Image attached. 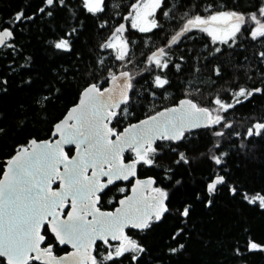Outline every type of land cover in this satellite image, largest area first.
<instances>
[{
	"label": "trees",
	"instance_id": "obj_1",
	"mask_svg": "<svg viewBox=\"0 0 264 264\" xmlns=\"http://www.w3.org/2000/svg\"><path fill=\"white\" fill-rule=\"evenodd\" d=\"M66 2L67 7L53 9L51 17L38 13L33 20L16 26L15 50L0 49V80L7 81L0 83V161L11 158L30 140L52 138L54 124L77 103L86 86L90 83H97L101 89L108 86L109 74L104 68L117 73L127 70L134 76L132 101L128 105L130 114L110 124L117 132L161 109L177 105L189 93V98L199 106L210 109L212 117L226 116L233 127H201L186 131L181 141L158 140L153 145L157 147L154 164L136 166L139 177L152 176L154 188L168 193L169 208L149 229H126V234L146 249L138 254V264H264V250L247 249L249 240L264 245V208L258 201L250 204L229 191L237 186L239 192L250 196L264 194V137L243 138L246 128L264 120V94L250 97L226 114L210 103L217 96L226 103L233 102L231 93L239 87L264 88L261 79L264 65L255 55L264 50V41H252L244 31L229 46L219 40L214 43L208 33L192 29L168 49L172 66L166 70L170 83L164 89L152 88L158 70L147 64L152 51L164 47L181 31L182 18L186 20L197 13L206 17L209 4L214 5L213 10L227 8L247 13L256 10L259 0H165L163 8L171 9V13L164 17L157 10L155 19L160 27L149 33L133 29L130 21L123 19L137 0H107V10L99 16L88 13L81 0ZM40 6L42 0H0V23L8 27L22 8L25 15H31ZM121 23L127 29L122 38L131 42L128 47L132 56V63L124 69L114 59V49L100 48ZM253 26L249 22L248 27ZM73 28L77 31L71 38V51L55 49L53 42ZM217 47L221 48L220 53L215 52ZM101 59L103 66L97 63ZM175 64L181 65L179 71ZM216 66L221 69L219 77L212 72ZM152 91L155 96L150 95ZM215 131L225 134L216 137ZM242 143L244 148L240 147ZM66 150L72 153V148ZM178 152H184L190 163H175ZM223 153L227 155L223 156L222 165L210 159ZM123 157L135 159V154L128 150ZM2 171L0 163V176ZM213 173L224 175L227 183L209 195L206 182ZM128 187L124 183L109 186L101 197V206L116 205ZM186 206H190V214L182 217L179 212ZM181 229V234L173 238ZM180 244L184 245L182 249ZM172 248L178 251L172 252ZM121 259L122 264H133Z\"/></svg>",
	"mask_w": 264,
	"mask_h": 264
},
{
	"label": "snow or ice",
	"instance_id": "obj_2",
	"mask_svg": "<svg viewBox=\"0 0 264 264\" xmlns=\"http://www.w3.org/2000/svg\"><path fill=\"white\" fill-rule=\"evenodd\" d=\"M164 3L165 0H137L131 5L133 11L123 19L129 20L133 29L149 33L160 27L153 18L157 10L162 11L164 17H169L171 9L164 10ZM82 4L94 16L107 10V0H82ZM57 7H67L66 0H42V6L31 15H25L22 8L14 14L8 27L0 23V49L15 50L16 26L33 20L38 13L51 17L53 9ZM213 9L214 5L209 4L205 9L208 12L206 17L197 13L192 18H182L181 31L172 36L164 47L157 48L147 56L148 66L158 70L151 82L152 88L164 89L169 85L166 70L172 66V58L168 49L192 29L208 33L214 43L219 40L221 44L229 46L235 44L244 31L248 32L252 41H264V0H259L255 11L247 13L227 8ZM184 15L186 17L188 14ZM145 19L150 27L141 26L140 21ZM249 22L254 26L249 28ZM76 31L73 28L70 32H65L53 42V47L71 51V38ZM125 31V24H119L108 40L100 45L101 49L116 51L114 59L120 62L122 69L132 63L131 49L128 47L131 42L126 38L120 39V34ZM113 41H119V44ZM215 52L220 53L221 48L217 47ZM255 55L264 65V50ZM180 59L183 60V57ZM97 63L103 66L104 60ZM174 67L179 71L181 65L175 64ZM103 70L108 72V79L113 86L101 89L97 83H90L85 87L80 94L79 103L55 125L53 135H58V140L38 142L33 139L30 141L31 151L28 147H22L8 159L7 168L0 178V258L4 259L5 264H122L121 258L138 264V254L144 253L146 249L127 236L124 229L132 227L146 230L152 227L153 222L160 221L169 212L166 203L168 193L161 188H154L153 191L158 195L152 198L149 211L138 207L140 201L130 196L119 201L121 207L115 212H102L96 205L104 190L117 181L135 177L138 164L153 165L157 154V147L153 146L156 140L181 141L185 138V132L191 128H211L214 125H220L222 129L233 127L226 116L216 115L213 118L209 108L199 106L186 93L177 107L165 108L137 124L129 125L123 132H117L109 125L130 114L128 105L132 101L130 93L134 91V76L127 70L118 73L110 68ZM144 70L148 71V68ZM212 72L217 77L221 75L219 66L214 67ZM261 79L264 81V75ZM0 83L6 84L7 81L0 80ZM256 94H264V88L239 87L231 93L230 99L233 102L226 103L217 96L210 103L226 114ZM150 95L155 96V92H150ZM224 134L223 131L213 132L216 137ZM234 134L241 137L240 132ZM253 137H264V120L254 122L245 129L243 138L248 140ZM63 145H74L77 155L69 158ZM240 147L244 148L245 145L242 143ZM125 149L135 154L131 163H124L122 160ZM177 155L175 163H190L184 152H178ZM226 155L227 153L214 155L210 159L216 165H222L223 156ZM89 170L91 175L88 174ZM102 177L105 178L103 182ZM57 181L59 187L54 189L53 184ZM146 183L151 185L154 181L150 179ZM226 183L224 175L213 173L209 176V182H206V191L212 195L218 190V186ZM142 184L145 182L136 181V185ZM120 191L123 192L124 189L121 188ZM132 191L136 193L138 188L134 185ZM229 191L234 196L240 195L250 204L258 201L259 206L264 208V194L250 196L247 192H239L237 186L230 187ZM208 203L211 204L212 201L209 200ZM65 209H68L66 215ZM189 214L190 206L179 212L182 217H188ZM45 228L53 234L58 244H70L75 251L67 256L56 257L53 255L54 245L41 247L46 241V236L41 231ZM182 231L177 232L173 238ZM110 241L118 243L112 244ZM101 246L103 251H100ZM183 247V244L179 245V249ZM247 249L264 250V245L249 240ZM94 251L97 252L96 255H93ZM171 251L176 252L178 248H172Z\"/></svg>",
	"mask_w": 264,
	"mask_h": 264
},
{
	"label": "water",
	"instance_id": "obj_3",
	"mask_svg": "<svg viewBox=\"0 0 264 264\" xmlns=\"http://www.w3.org/2000/svg\"><path fill=\"white\" fill-rule=\"evenodd\" d=\"M112 86H113V85H112L111 81L109 80L108 86H107L106 88H110V87H112ZM86 87H87V86H86ZM82 91H83V90H82ZM82 91H81V92H82ZM80 94H81V93H80ZM182 99H184V98H182ZM79 100H80V97H79ZM79 100L77 101L76 104H74L73 106H71V107L67 110V112L65 113V115H64L60 120H58V121L54 124V126H53V132H54L55 125H56L57 123H59L61 120H63V119L67 116V114L70 112V110H71L73 107H75V106L79 103ZM178 105H179V102H178L177 105H172V106H169V107H167V108L177 107ZM164 109H165V108H164ZM164 109H161V110H159V111H157V112L163 111ZM157 112H155V113L152 114V115H155ZM152 115H150V116H152ZM148 117H149V116H148ZM144 119H147V117H145V118H143V119H141V120H144ZM141 120H139V121H141ZM139 121L133 122V123H131V124H137ZM69 123H72V121H69ZM131 124H129V125H131ZM129 125H127L126 127H128ZM109 126H110V125H109ZM126 127H124L123 130H122L121 132H123L124 129H125ZM200 128H201V127H200ZM195 129H198V128H191V129L188 130V131H193V130H195ZM58 139H59V136H58V135H53L52 138L39 139V140L36 139V140L39 142V141H45V140H48V141H56V140H58ZM112 139H115V137H112ZM30 141H31V140H30ZM30 141H29L28 145H27V146H24V147H28L29 150L31 151L32 146H31V144H30ZM156 141H158V140H156ZM156 141H155V142H156ZM175 142H177V141H175ZM21 148H22V147H21ZM21 148H20V149H21ZM68 148H72V153H71V155H69L68 152H67V150H66V149H68ZM20 149H18L16 152H18ZM63 150H64V152H66V153L69 155V158H71L72 156L77 155V151H76V148H75L74 145H63ZM127 150H128V149H125L124 152H126ZM16 152L14 153V155L16 154ZM122 160H123L124 163H131V162H132V160L125 161V160L123 159V156H122ZM7 161H8V159L3 160V161H0V163H2V166H3V172H2L0 178L3 177L4 171H5L6 168H7ZM60 170H61V171L63 170V167H62V166H61ZM88 174L91 175V170H89V173H88ZM104 179H105V178L102 177V178H101V181L103 182ZM130 179H133V182H132V184H131V187H130V189H129V192H128L127 195L123 196L120 200L125 199L126 197L134 196V197H136L137 200L140 201V203H139L137 206L140 207L142 210L149 211V210H150V206H151V204H152V198H153V197H156V196L158 195V193H155V192L152 190V188H153V186H154V183L151 184V185H148L146 182H147L148 180H150V179L154 181V178H153L152 176H147V177H137V175H135V177H130L128 180H130ZM137 180H139V181H144L145 184H142V185H136V181H137ZM122 181H127V180H122ZM54 184H55V183H54ZM54 184H53V185H54ZM134 185L138 188V191H137L136 193H133V191H132ZM58 187H59V184H58ZM58 187H57V188H58ZM120 200H119V201H120ZM96 206L98 207V204H97ZM120 207H121V205H120V203L118 202V205H117L113 210H103V209H100V211H102V212H115L116 209H117V208H120ZM98 208H99V207H98ZM165 214H166V213H165ZM165 214H164V215H165ZM88 218L91 219L90 216H89ZM125 229H126V228H125ZM125 229H124V232H125ZM135 229H136V228H135ZM139 230H140V229H139ZM69 246L72 247L70 244H69ZM74 251H75V250H73V251H71V252H74ZM71 252H70V253H71ZM62 256H67V254H66V255H62ZM62 256H59V257H62Z\"/></svg>",
	"mask_w": 264,
	"mask_h": 264
},
{
	"label": "flooded vegetation",
	"instance_id": "obj_4",
	"mask_svg": "<svg viewBox=\"0 0 264 264\" xmlns=\"http://www.w3.org/2000/svg\"><path fill=\"white\" fill-rule=\"evenodd\" d=\"M81 1H82V0H81ZM153 18L155 19V16H154ZM128 150H129V149H128ZM128 150H127V151H128ZM124 153H125V152H124ZM69 155H71V154H69ZM122 156H123V155H122ZM123 159H124L125 161L133 160V159H125L124 157H123ZM2 167H3V166H2ZM135 171H136V175H137V177H139V176H138V173H137V168L135 169ZM2 172H3V171H2ZM0 177H1V176H0ZM132 182H133V179H130V180H127V181H122V180H121V181H117V182H115L112 186H114V185H116V184H118V183L128 184V185H129V187H128V191L125 192V194L123 195V196H125V195L128 194ZM58 184H59V181H57V182L53 185V188H54V189L57 188V187H58ZM110 186H111V185H110ZM106 189H107V188H106ZM106 189L104 190V192L106 191ZM153 189H154V186H153L152 190H153ZM104 192H103V193H104ZM155 193H156V192H155ZM102 195H103V194H102ZM102 195H101V197H102ZM123 196H121V197L118 199L116 205H114L113 207H109V208H103V207L101 206L102 204H101V198H100V201H99V203H98V207H99V209H103V210H113V209L118 205L119 200H120ZM67 211H68V209H65V210H64V215H66ZM62 218H63V216H62ZM127 228H132V227H127ZM127 228H126V229H127ZM126 229H125V234H126ZM133 229H135V228H133ZM44 230H46V228H45V229H42L41 231H42V234H45V236H46V241H45V243H43V244L41 245V247H45V246H47V245H49V244L54 245V247H53V255H54V256L59 257V256H62V255H66V254H68V253H70L71 251L74 250L72 247L69 246V244H64V245H60V244H58V243L55 241V239H54V237H53V234L50 233V232H48V233L46 234V233H44ZM135 230H139V229H135ZM126 235H127V234H126ZM127 236H128V235H127ZM110 243H112V244H116V243H118V242H116V241H110ZM93 255H95L94 252H93ZM35 263L40 264V262H35ZM0 264H5V261H4L3 258H0Z\"/></svg>",
	"mask_w": 264,
	"mask_h": 264
},
{
	"label": "rangeland",
	"instance_id": "obj_5",
	"mask_svg": "<svg viewBox=\"0 0 264 264\" xmlns=\"http://www.w3.org/2000/svg\"><path fill=\"white\" fill-rule=\"evenodd\" d=\"M132 11H133V10H132ZM141 13H143V9H141ZM134 14H135V13H134ZM147 19H151V18H147ZM140 23H141V26H149V27H150V25L147 24L146 19H145V20H141ZM211 38H212V37H211ZM120 39L123 40V38H122V34H120ZM113 42L119 44V41H113ZM213 118H214V117H213Z\"/></svg>",
	"mask_w": 264,
	"mask_h": 264
}]
</instances>
